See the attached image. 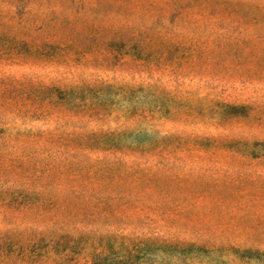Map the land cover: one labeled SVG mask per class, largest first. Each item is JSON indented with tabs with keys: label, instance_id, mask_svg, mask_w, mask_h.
I'll return each instance as SVG.
<instances>
[{
	"label": "rangeland",
	"instance_id": "obj_1",
	"mask_svg": "<svg viewBox=\"0 0 264 264\" xmlns=\"http://www.w3.org/2000/svg\"><path fill=\"white\" fill-rule=\"evenodd\" d=\"M193 8L0 0L5 250H16L18 238L34 227L56 228L80 241L70 264H90V244L101 236L114 237L115 245L147 238L193 245L147 248L144 264H264V146L254 144L264 142V0L221 15ZM126 25L134 26L130 35L113 34ZM146 28L151 33L141 34ZM79 105L86 108L82 119ZM41 130L56 138L121 132L122 143L144 147L168 137L149 163L171 176L145 189L128 182L123 194L137 205L122 203L98 223L89 216L64 225L37 220L28 201L71 195L67 184L75 182L60 174L65 157L75 160L57 151L60 144L37 151L30 135ZM49 162L56 177L44 185ZM61 250L51 254L63 261Z\"/></svg>",
	"mask_w": 264,
	"mask_h": 264
},
{
	"label": "trees",
	"instance_id": "obj_2",
	"mask_svg": "<svg viewBox=\"0 0 264 264\" xmlns=\"http://www.w3.org/2000/svg\"><path fill=\"white\" fill-rule=\"evenodd\" d=\"M120 5L140 8H156L160 3L171 5L173 8H207L211 13H235L246 7V4L254 5V0H117ZM246 17L248 16L245 13ZM240 16L231 18L238 19ZM45 25L42 24V27ZM134 26L126 25L117 27L113 34L130 35ZM151 33L149 28L142 30L141 34ZM64 101H68L65 97ZM56 105V104H55ZM67 109L66 104L58 107ZM84 105L75 107V112L82 119L85 115ZM121 132L89 131L68 134L67 136H57L50 132L34 131L30 137L42 152L48 151L54 144H60L57 151L64 152L75 157V160L66 159V170L60 174L66 176L73 175L71 195L62 194L57 197L39 195L28 201L27 207L32 217L37 220L42 216L44 219L53 220L55 224L64 225L69 219H85L92 217L93 222L99 221L102 214H114L122 207V203L128 206H136L138 202L132 198H126L124 191L128 182L136 183L138 187L145 189L149 185H156L161 179L171 176L170 172H162L153 169L149 163L154 159V152L169 144V138L163 137L160 141L149 146L129 145L121 142ZM255 145L264 146V142H254ZM253 144V145H254ZM61 147L63 150H61ZM92 155H96V161L91 162ZM38 159L37 162H44ZM90 162L92 164H90ZM74 167V173L67 172ZM47 176L42 180L44 185L51 183L56 177L54 165H47ZM118 182L121 185H118ZM34 214V215H33ZM68 235V236H65ZM83 235V234H81ZM82 237V236H80ZM19 239V240H18ZM16 242V250L9 252L0 245V264H70L80 251L77 246L80 241L74 239L72 235L62 234L56 228H46L45 231H38L37 227L23 234ZM88 237L84 242V247L88 243ZM98 242L90 244V264H144L145 251L147 248H157L167 250L170 247L180 250H187L193 246L189 242H167L157 238H147L132 245L123 243L115 245L114 237H97ZM66 241L67 244L62 245ZM93 242V240H90ZM63 251L65 257L63 261L52 256ZM85 249V248H84ZM57 250V251H56ZM182 252V251H179ZM183 253V252H182ZM71 256L72 258H68Z\"/></svg>",
	"mask_w": 264,
	"mask_h": 264
}]
</instances>
